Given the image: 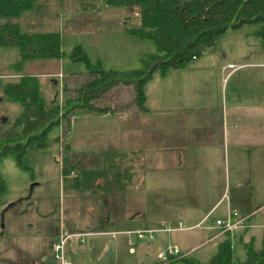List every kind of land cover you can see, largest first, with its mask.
Wrapping results in <instances>:
<instances>
[{
	"label": "rangeland",
	"instance_id": "374dc122",
	"mask_svg": "<svg viewBox=\"0 0 264 264\" xmlns=\"http://www.w3.org/2000/svg\"><path fill=\"white\" fill-rule=\"evenodd\" d=\"M139 11L137 7L109 6L104 0H38L36 7L11 18L19 23L23 32L59 31L65 54L60 58L26 59L19 68L14 65L19 58V48L0 46V130L20 112L19 102L4 96L2 81L13 75L36 74L40 78V92L47 105L61 102L64 82L73 89L87 76L85 62L69 57L75 45L80 44L91 61L100 60L106 68H140L141 57L156 51L157 46L152 39L128 30L140 25ZM257 27V23H245L228 29L221 35L218 45L206 52L201 60L211 62L224 59L236 67L255 61L258 56L263 59L258 61H264L261 40L251 33ZM240 67L231 77L227 76L228 69L222 76L209 74L211 107L218 115L230 106L229 96L232 94L236 93L237 101L244 103L252 100L251 96L256 95L259 89L258 71H264V67L248 64ZM162 85L166 88L168 82L159 73H155L147 83V104L152 109L156 105L154 94L156 97ZM119 86L113 87L95 102L101 106L116 107L130 102L131 85H126V90ZM4 118H7L5 122ZM118 118L117 113L105 117L77 107L71 112L69 123L63 122L50 131L45 146L23 154L24 166L18 164L14 156L0 160V174L7 184V190L0 197V264H46V260L52 257L53 243L60 238L64 229L70 232L66 238L65 252L71 264H165L158 252L169 245L181 246L184 250L194 246L187 253L208 260L216 250V241L198 244L205 237L203 230L207 222L192 225V221L185 218H168L171 213H174L173 217L177 214L176 198H170L169 186L180 184L169 177L168 170L162 168L160 179L153 182V168L149 159L155 149L147 145L142 149L145 161L141 172L129 179L122 191L100 186L104 183L101 178L88 183L85 188L80 184H84L82 176H75V171L68 177L63 174L66 142L72 159H75V154L80 158L87 154L86 160L90 159V155L101 157L105 152L103 150L107 149L101 135L107 129V133L119 137ZM112 149L114 152L106 166L114 169L119 166L118 149ZM231 161L220 167L218 182H222L228 197L236 195L237 184L241 192L254 193L252 203L255 205L263 198L264 192L257 186H263L264 179L257 178L251 185L246 180L237 182L236 166ZM74 178L75 188H72L69 184ZM77 181L80 185H76ZM225 202L210 219L215 220L223 215ZM255 225L251 224L249 231H245L244 239L248 241L254 235L256 245H259L263 227L257 228ZM148 228H155L152 236L147 232L143 236L138 235L137 230ZM111 242L113 256L106 258L105 253ZM233 245L235 253L242 257V241L233 238Z\"/></svg>",
	"mask_w": 264,
	"mask_h": 264
},
{
	"label": "trees",
	"instance_id": "16d2710c",
	"mask_svg": "<svg viewBox=\"0 0 264 264\" xmlns=\"http://www.w3.org/2000/svg\"><path fill=\"white\" fill-rule=\"evenodd\" d=\"M38 0H0V46H17L20 54L14 64L21 68L26 59L60 58L65 54L62 36L59 31H26L11 18L18 17L27 10L36 7ZM109 6L138 7L140 25L128 30L141 37L152 39L157 50L141 57L142 66L135 69L106 68L100 60L91 61L83 47L75 45L69 53L74 60H82L86 65V78L73 89L64 82L61 102L47 105L40 92V78L36 74H18L2 81L4 96L18 101L20 112L13 121H8L0 130V160L14 156L17 163L23 165L22 156L26 151H34L45 146L50 131L70 120L73 109L84 107L98 113L119 111L123 107L99 105L96 100L118 85H131L132 104L138 109L147 110L146 83L155 73L166 76L171 70L185 67L190 61L200 57L218 45L221 35L228 29L240 27L245 23H257L251 31L259 37L264 50V0H104ZM73 92V94H71ZM127 108V107H126ZM2 123V122H0ZM1 125V124H0ZM63 157V174L68 177L82 176L85 188L88 183L102 179L100 186L107 190L122 191L127 180L133 178L130 165L122 162L126 153L118 149V167L107 168L113 149L103 150L101 157L86 155L83 158L68 153ZM107 150V151H106ZM116 151V150H115ZM103 164V165H102ZM99 165H102L99 167ZM24 166V165H23ZM77 174V175H76ZM72 181V180H71ZM88 181V182H87ZM79 181L76 185H80ZM75 188V178L69 184ZM7 190L4 177L0 174V197ZM226 231L216 244V250L208 260L191 256L180 251L168 255L163 263L168 264H264V227L259 245L251 235L245 240V231ZM233 238L242 241L244 255L235 253Z\"/></svg>",
	"mask_w": 264,
	"mask_h": 264
},
{
	"label": "crops",
	"instance_id": "0c3cea01",
	"mask_svg": "<svg viewBox=\"0 0 264 264\" xmlns=\"http://www.w3.org/2000/svg\"><path fill=\"white\" fill-rule=\"evenodd\" d=\"M203 55L185 67L171 70L163 76L168 86H160L156 97L153 93L157 105L153 109L147 104L149 80L145 86L147 110L142 111L131 103V89L130 102L117 105L124 106L123 109L93 112L105 117L117 113L119 137L107 133L105 129L104 135H101L102 141L107 148H117L127 154L122 163L131 166L133 178L141 172L145 161L142 149L146 145L155 149L149 159L153 168V182L160 179L162 168L168 170L169 177L175 178L180 184L169 186L170 198H176L177 214L173 217L174 213H171L168 218H185L191 220L192 225L207 222L203 230L205 237L198 244L212 241L217 244L223 233L215 225L216 219L224 217L229 209L237 211L244 218L243 225L234 232L246 226L249 231L251 224H257V228L264 227V194L254 205V193L241 192L237 184L236 195L228 197L222 182H218L220 167L227 162L229 164L231 160L232 165L236 166L237 182L246 180L251 185L257 178L264 179V71H258L259 89L256 95L251 96L252 100L238 102L237 94H232L229 96L230 106L219 115L211 107L213 102L208 93L209 74L222 76L228 69L227 76L231 77L240 66L248 64L264 67V61H258L263 60L262 56H258L255 61L229 68L227 64L231 62L226 63L224 59L205 62L201 60ZM119 88L128 89L126 85ZM177 186L178 189H175ZM257 187L264 192V184ZM224 202L223 215L217 216L215 220L210 219ZM153 229L148 228L152 232ZM178 247L184 253L194 248L184 250Z\"/></svg>",
	"mask_w": 264,
	"mask_h": 264
},
{
	"label": "built area",
	"instance_id": "2783aa9c",
	"mask_svg": "<svg viewBox=\"0 0 264 264\" xmlns=\"http://www.w3.org/2000/svg\"><path fill=\"white\" fill-rule=\"evenodd\" d=\"M229 68H236V65L233 63L228 64ZM243 217L235 211L229 209L224 217L217 218L215 225L219 228L221 233L226 231L234 232L237 228L243 225ZM149 233L152 236V230H138L137 233L139 236H143L144 233ZM70 235V232L66 229L62 232V235L58 240L53 243L52 246V257L46 260V264H71V261L68 259L65 252L66 238ZM180 248L177 245H169L167 248L162 249L158 256L161 258H166L171 254H179Z\"/></svg>",
	"mask_w": 264,
	"mask_h": 264
},
{
	"label": "water",
	"instance_id": "95a60500",
	"mask_svg": "<svg viewBox=\"0 0 264 264\" xmlns=\"http://www.w3.org/2000/svg\"><path fill=\"white\" fill-rule=\"evenodd\" d=\"M137 9H139L138 7H137ZM7 120V118H4V122ZM13 205V204H12ZM109 256H113V243L111 242L110 243V245H109V247H108V250L106 251V253H105V257L107 258V257H109Z\"/></svg>",
	"mask_w": 264,
	"mask_h": 264
}]
</instances>
